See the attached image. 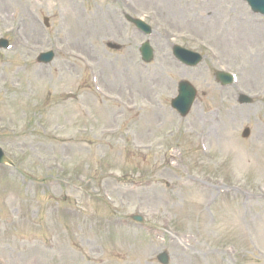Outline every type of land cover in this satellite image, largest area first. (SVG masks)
I'll list each match as a JSON object with an SVG mask.
<instances>
[{
	"label": "rangeland",
	"instance_id": "1",
	"mask_svg": "<svg viewBox=\"0 0 264 264\" xmlns=\"http://www.w3.org/2000/svg\"><path fill=\"white\" fill-rule=\"evenodd\" d=\"M1 39L14 167L0 166V264H160L163 251L170 264H264L262 15L242 0H0ZM174 45L203 63L180 64ZM181 81L197 90L186 118L171 108Z\"/></svg>",
	"mask_w": 264,
	"mask_h": 264
},
{
	"label": "water",
	"instance_id": "2",
	"mask_svg": "<svg viewBox=\"0 0 264 264\" xmlns=\"http://www.w3.org/2000/svg\"><path fill=\"white\" fill-rule=\"evenodd\" d=\"M248 2L250 7L255 13H260L264 15V0H245ZM128 20L132 23H134L140 30L144 31L146 34H148L151 29L149 26H147L144 22L141 20H134L128 17ZM0 45L6 46V42H0ZM108 47L114 50H120V46L115 44H108ZM142 58L145 62L149 63L153 59V51L150 48L149 43L144 44L141 49ZM174 54L176 57H178L181 61L184 63L192 66L198 63L201 60V57L199 55L193 54L189 51H186L184 49H181L180 47L174 48ZM54 58L53 53L48 54H42L40 57V61L48 63L52 61ZM217 78L223 83H230L231 79L229 76L224 74H217ZM196 96V90L188 83V82H182L179 85V95L178 97L173 100L172 106L174 109H176L182 117H186L188 113L191 110L192 104L194 103ZM240 103L241 104H251L253 101L252 99L241 96L240 97ZM250 136V130L246 129L243 133V138H248ZM3 164H10L13 165L11 161L7 159V157L4 155L3 151L0 149V165ZM135 220L142 222L143 220L139 217H134ZM158 260L162 264H169V257L166 252L160 254L158 256Z\"/></svg>",
	"mask_w": 264,
	"mask_h": 264
},
{
	"label": "bare ground",
	"instance_id": "3",
	"mask_svg": "<svg viewBox=\"0 0 264 264\" xmlns=\"http://www.w3.org/2000/svg\"><path fill=\"white\" fill-rule=\"evenodd\" d=\"M256 30L258 31V28H256ZM257 31H256V32H257ZM256 32H253V33H256Z\"/></svg>",
	"mask_w": 264,
	"mask_h": 264
}]
</instances>
